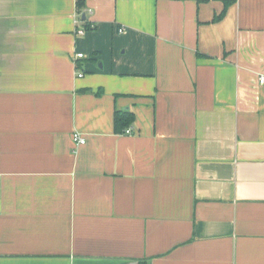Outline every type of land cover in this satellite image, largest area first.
Instances as JSON below:
<instances>
[{
	"label": "crops",
	"instance_id": "obj_1",
	"mask_svg": "<svg viewBox=\"0 0 264 264\" xmlns=\"http://www.w3.org/2000/svg\"><path fill=\"white\" fill-rule=\"evenodd\" d=\"M78 1L0 0V264H264V0Z\"/></svg>",
	"mask_w": 264,
	"mask_h": 264
},
{
	"label": "trees",
	"instance_id": "obj_2",
	"mask_svg": "<svg viewBox=\"0 0 264 264\" xmlns=\"http://www.w3.org/2000/svg\"><path fill=\"white\" fill-rule=\"evenodd\" d=\"M78 6H79V9H82L83 7L82 0L78 1ZM225 14H226V10H224L220 15L216 16L214 18V22H217L223 19ZM84 22L86 26L85 29H89L90 26L87 25V20H85ZM134 121H135V114L133 112L128 111V110L117 111L115 113V118H114L115 131L117 133H123L126 129L132 126Z\"/></svg>",
	"mask_w": 264,
	"mask_h": 264
},
{
	"label": "built area",
	"instance_id": "obj_3",
	"mask_svg": "<svg viewBox=\"0 0 264 264\" xmlns=\"http://www.w3.org/2000/svg\"><path fill=\"white\" fill-rule=\"evenodd\" d=\"M83 20L82 18L79 16H77V18L75 19V25L77 26L78 30H77V33L79 35H84L85 32H86V29L83 28L82 26L80 27L81 24H83ZM123 30H121L122 32ZM82 58H85V55L83 53H80V54H77L76 56V59H82ZM79 77H83V73H79L78 75ZM260 82L262 84H264V76H261L260 77ZM132 131L130 129L126 130V134H131ZM73 140L74 142L77 144V145H84L86 143V140L81 136V134L79 133H74L73 135Z\"/></svg>",
	"mask_w": 264,
	"mask_h": 264
},
{
	"label": "water",
	"instance_id": "obj_4",
	"mask_svg": "<svg viewBox=\"0 0 264 264\" xmlns=\"http://www.w3.org/2000/svg\"><path fill=\"white\" fill-rule=\"evenodd\" d=\"M84 19H85V16H84Z\"/></svg>",
	"mask_w": 264,
	"mask_h": 264
}]
</instances>
